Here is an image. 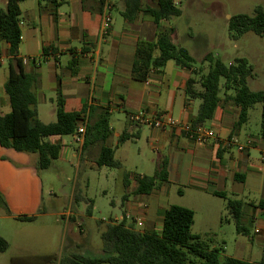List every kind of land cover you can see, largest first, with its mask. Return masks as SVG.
Instances as JSON below:
<instances>
[{
  "label": "crops",
  "instance_id": "obj_1",
  "mask_svg": "<svg viewBox=\"0 0 264 264\" xmlns=\"http://www.w3.org/2000/svg\"><path fill=\"white\" fill-rule=\"evenodd\" d=\"M174 1L177 5L182 2ZM147 2L153 4L151 0ZM6 4L7 0H0V8H5ZM123 8V0H65L58 7L41 0L20 1L22 38L19 55L26 72L40 74L38 116L39 106H47L49 101L54 104L51 116L56 114L60 93L66 111L85 112L88 124L98 121L108 110L111 133L105 145L114 149L115 158L122 165L131 161L132 168H135L125 170L128 176L120 184L122 214L110 221L127 217L136 222L140 231L160 233L166 210L175 204L170 201V192L176 187L178 194L189 202L185 207L194 210L193 227L198 225L207 230L222 227L224 221L231 224L221 214L225 209L230 212V200H239L244 232H247L245 224H258L255 233H264V136L260 133L261 121L256 122L253 131L248 111V119L234 128L240 119L241 107L225 99L228 95L225 94L221 96L214 117L204 125L214 129L217 137L204 144L190 139L183 131L132 124L128 114L145 109L153 114L170 112L177 120L191 125L200 100L189 98L185 92L192 71L174 60H169L161 72L152 71L147 80L132 76L138 40H156L158 33L174 27L170 20L157 25L146 11H140L136 19L129 22L121 14ZM106 18L108 27L105 26ZM172 39L175 41L174 33ZM9 49L10 44L0 38V114L11 110L5 87L10 73ZM158 53L156 50L155 55ZM123 133L128 138L119 142ZM73 135L78 143L74 155L83 164L100 167L97 159L103 143L96 141L84 150L85 136L78 141ZM234 138L237 143L232 141ZM48 139L61 145L59 157L69 154V143L64 141L63 135H52ZM151 150L157 152L154 160L150 157ZM37 160V153L0 144V193L10 209L7 213L0 207L4 210L0 214V226L2 218L34 222L62 214L56 207L45 206V182L37 168ZM163 160L167 178L150 193H137L138 178L148 175L139 170L150 165L155 173ZM108 191V188L104 189V192ZM112 203L117 208L119 202L113 200ZM22 216L35 217L18 219ZM49 230L52 235L53 227L49 226ZM0 234L10 242L1 231ZM66 234L72 246H84V240L89 241L87 237L78 238L70 228ZM18 248L20 254L32 252V246L27 243ZM52 252L45 255L54 256ZM15 254L4 256V262L10 264L9 259ZM59 261L54 259L45 264H59Z\"/></svg>",
  "mask_w": 264,
  "mask_h": 264
},
{
  "label": "trees",
  "instance_id": "obj_2",
  "mask_svg": "<svg viewBox=\"0 0 264 264\" xmlns=\"http://www.w3.org/2000/svg\"><path fill=\"white\" fill-rule=\"evenodd\" d=\"M20 1L7 0L5 8H0V38L10 44L9 77L5 84L10 96L11 110L0 114V144L18 151L37 153V168H49L52 161L60 154L61 145L51 142L52 135L76 134L82 123L84 112L66 111L64 99L59 94L56 108V120L45 123L38 116L37 88L40 74L28 73L24 70L23 59L20 57L22 30L20 27ZM47 1L58 7L65 0ZM123 0L124 8L121 12L125 20L132 22L140 11L148 12L157 25L163 20H170L182 14L181 8L174 0ZM146 5V6H145ZM229 30L237 37L248 31L264 35V8L258 6L254 15L237 14L229 20ZM174 28L158 33L156 40L139 39L132 68V76L137 80H147L152 71L161 72L169 60H174L179 66L190 69L192 76L187 80L186 95L192 99H199L197 114L192 120V127L204 126L214 117L216 108L221 101L222 86L227 95L225 99L241 107L239 121L234 128H238L248 119V111L257 103L262 104L261 129L264 136V89L252 90L249 79L254 75L253 65L245 57L236 58L226 63L215 58L212 52L206 53L199 61L190 50L176 43L172 39ZM156 50L159 51L155 55ZM206 61L209 62L207 72H203ZM202 71V72H201ZM76 73V69L72 68ZM200 75L199 79L197 76ZM222 79H224L222 85ZM229 92H233L229 94ZM111 133L109 112L105 110L98 121L86 125L83 149L87 150L94 142L103 145L97 159L99 166L122 167V163L115 158L114 149L105 145ZM128 138L123 133L119 142ZM165 160L158 166L153 175L138 178L137 193H150L160 181L167 177ZM128 172H124L127 178ZM241 202L230 200L228 207L236 221L237 230L244 231L241 225ZM0 207L10 213L5 198L0 193ZM93 205L87 209L92 214ZM35 216H22L18 219L29 220ZM194 210L182 205L172 204L165 212L163 228L157 231H140L136 222L124 217L120 221L112 220L101 232L103 253L101 255H87L73 253L63 256L59 264H264V255L259 262H251L231 256L222 255L220 249L210 248L198 234L193 233ZM9 241L0 234V252L9 249ZM190 254L194 259L190 258ZM46 261L52 262L53 256L46 255ZM13 264L17 257H12Z\"/></svg>",
  "mask_w": 264,
  "mask_h": 264
},
{
  "label": "rangeland",
  "instance_id": "obj_3",
  "mask_svg": "<svg viewBox=\"0 0 264 264\" xmlns=\"http://www.w3.org/2000/svg\"><path fill=\"white\" fill-rule=\"evenodd\" d=\"M178 5L182 14L170 19L175 29L174 39L178 44L187 47L198 61L208 52H212L215 58H220L226 63L240 57L247 58L254 68V75L249 79L250 88L264 89V35L248 31L234 37L228 27L232 16L254 15L258 6L264 8V0H182ZM208 68L209 62L206 61L203 72H207ZM199 77L200 75L197 76L198 79ZM223 82L224 79L222 85ZM221 96H225L223 86ZM39 107V116L45 123L56 120V114L51 116L54 104L49 101L47 106ZM261 111V103L255 104L249 110L251 115L249 124L253 131L256 130V122L261 121ZM63 139L69 143V154L54 159L49 168L40 169L45 182V206L56 207L62 214L44 217L34 222L2 218L0 231L9 238L12 247L0 252V264H6L4 258L12 253H16L17 257L14 264H45L47 261L44 257L48 251L55 253L53 257L57 261L73 253L87 255L103 253L101 232L111 218L122 214L120 184L125 170L135 168H132L131 161L120 168L83 164L80 158L74 155L78 146L74 135H63ZM150 157L156 159L157 152L151 150ZM139 171L148 175L154 173L150 165ZM105 188L109 191L104 192ZM74 191L75 201L72 200ZM113 200L119 202L117 208H114ZM170 201L183 206L189 205L187 199L178 194L176 187L170 192ZM91 202L92 214H88L87 209ZM2 213L4 210L1 208L0 214ZM221 217L224 220L229 219L231 224L224 221L222 227L207 230L196 225L193 231L200 233L201 239L210 248L220 249L222 255L259 262L264 255V233H255L258 224L253 226L245 224L247 232H239L232 214L227 209L223 210ZM49 226L54 229L52 235ZM67 228H70L78 238L87 237L89 241L84 240L86 243L84 246L70 245L66 234ZM25 243L32 246V252L20 254L18 247ZM12 257L9 259L10 264H13ZM190 258L196 257L190 254Z\"/></svg>",
  "mask_w": 264,
  "mask_h": 264
},
{
  "label": "built area",
  "instance_id": "obj_4",
  "mask_svg": "<svg viewBox=\"0 0 264 264\" xmlns=\"http://www.w3.org/2000/svg\"><path fill=\"white\" fill-rule=\"evenodd\" d=\"M105 22V26L108 27V18H106ZM82 118L83 121L79 125L75 134L77 136L78 141H81L84 138L86 132V125L88 123L87 114L85 112L83 113ZM128 119L134 125H148L159 129L172 128L177 131H183L188 135L190 139L198 143L204 144L207 143L210 139L217 137V134L214 129H211L206 126H199L197 128H193L192 124H185L180 120H177L170 112L166 111L153 114L145 109H142L130 112L128 114ZM232 141L235 143L238 142L236 138L232 139ZM240 149H243V147L240 146ZM137 222L141 224L140 219H138Z\"/></svg>",
  "mask_w": 264,
  "mask_h": 264
}]
</instances>
